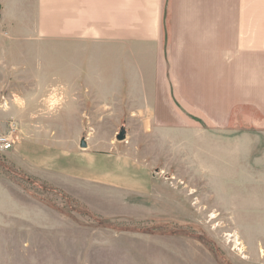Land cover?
<instances>
[{"label":"rangeland","instance_id":"obj_1","mask_svg":"<svg viewBox=\"0 0 264 264\" xmlns=\"http://www.w3.org/2000/svg\"><path fill=\"white\" fill-rule=\"evenodd\" d=\"M14 40L0 13V134L17 129L15 148L0 153V264H264L263 166L241 160L217 177L210 146L193 153L179 129L167 143L162 129L150 136L132 126L126 108L99 118L93 96L75 111L66 44ZM169 85L177 115L201 141L208 123ZM27 145L45 160L36 172ZM89 153L120 161L85 164ZM49 154H75L59 160L76 169L74 180L53 175Z\"/></svg>","mask_w":264,"mask_h":264},{"label":"crops","instance_id":"obj_2","mask_svg":"<svg viewBox=\"0 0 264 264\" xmlns=\"http://www.w3.org/2000/svg\"><path fill=\"white\" fill-rule=\"evenodd\" d=\"M0 13L16 43L66 44L75 111L93 96L99 118L126 108L132 126L150 136L162 129L167 143L179 129L180 142L191 140L193 153L198 143L210 146L205 159L217 177L240 168L241 160L243 168H264V0H0ZM169 81L208 123L201 141L177 115ZM23 147L36 172L44 158ZM82 158L89 165L91 159L120 161L91 153ZM70 159L75 154H49L46 163L68 183L76 169L59 160Z\"/></svg>","mask_w":264,"mask_h":264},{"label":"built area","instance_id":"obj_3","mask_svg":"<svg viewBox=\"0 0 264 264\" xmlns=\"http://www.w3.org/2000/svg\"><path fill=\"white\" fill-rule=\"evenodd\" d=\"M17 129L15 126H11V129L6 134H0V153H6L15 148L17 140L15 138Z\"/></svg>","mask_w":264,"mask_h":264},{"label":"water","instance_id":"obj_4","mask_svg":"<svg viewBox=\"0 0 264 264\" xmlns=\"http://www.w3.org/2000/svg\"><path fill=\"white\" fill-rule=\"evenodd\" d=\"M126 138H127V132L124 128H122L121 131L119 132V134L117 135L116 139L119 142H123L126 140ZM80 147L81 148H87V143L85 142V140L81 141Z\"/></svg>","mask_w":264,"mask_h":264},{"label":"bare ground","instance_id":"obj_5","mask_svg":"<svg viewBox=\"0 0 264 264\" xmlns=\"http://www.w3.org/2000/svg\"><path fill=\"white\" fill-rule=\"evenodd\" d=\"M238 241H239V240H237V243H239Z\"/></svg>","mask_w":264,"mask_h":264}]
</instances>
